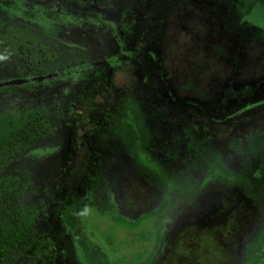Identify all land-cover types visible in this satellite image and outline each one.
I'll return each mask as SVG.
<instances>
[{
    "label": "rangeland",
    "instance_id": "rangeland-1",
    "mask_svg": "<svg viewBox=\"0 0 264 264\" xmlns=\"http://www.w3.org/2000/svg\"><path fill=\"white\" fill-rule=\"evenodd\" d=\"M3 118L0 264H264V0H0Z\"/></svg>",
    "mask_w": 264,
    "mask_h": 264
},
{
    "label": "trees",
    "instance_id": "trees-1",
    "mask_svg": "<svg viewBox=\"0 0 264 264\" xmlns=\"http://www.w3.org/2000/svg\"><path fill=\"white\" fill-rule=\"evenodd\" d=\"M13 122L14 120L10 118L0 120V136L5 134L8 128L12 129ZM33 133L39 135L40 130L33 128ZM28 226L29 220L23 207L5 205L0 210V257L2 260L6 259L7 251L10 249L19 248L23 251L28 248L35 249L28 235Z\"/></svg>",
    "mask_w": 264,
    "mask_h": 264
}]
</instances>
